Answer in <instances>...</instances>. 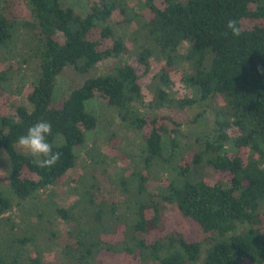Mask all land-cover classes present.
<instances>
[{"label": "trees", "instance_id": "trees-1", "mask_svg": "<svg viewBox=\"0 0 264 264\" xmlns=\"http://www.w3.org/2000/svg\"><path fill=\"white\" fill-rule=\"evenodd\" d=\"M85 1L81 14L60 0H22L24 12L16 10V0H0V64L14 60L9 48L19 42L38 59L28 106L0 115V159L8 175V184L0 183V264H103L102 251L134 257L137 264H264V74L257 71L264 67V0ZM229 20L242 28L239 37L227 29ZM106 60L116 62L52 104L63 70L85 74ZM12 68L0 69V90ZM150 73L149 107L200 108L193 122L211 111L209 136L177 139L169 124L179 122L141 115L140 79ZM95 95L139 136L142 167L116 182L119 202H96L102 188L93 170L114 159L89 149L91 164L75 179L77 199L59 207L52 198L70 180L75 151L98 123L86 108ZM41 121L51 124L47 140L60 154L49 169L17 147ZM116 139L112 134L110 147ZM201 166L220 179L206 182ZM162 178L167 185L156 194L150 182ZM162 202L194 221L203 239L191 242L167 231ZM13 210L19 224L4 216ZM57 218L70 225L64 244L52 230ZM51 246L60 255L49 263L43 253Z\"/></svg>", "mask_w": 264, "mask_h": 264}, {"label": "rangeland", "instance_id": "rangeland-1", "mask_svg": "<svg viewBox=\"0 0 264 264\" xmlns=\"http://www.w3.org/2000/svg\"><path fill=\"white\" fill-rule=\"evenodd\" d=\"M60 2L63 7H71L77 13L82 14L86 11L85 0H60ZM132 2L133 1H130V5H133ZM16 3V10L24 12L25 5L22 3V0H16ZM114 18L120 20L122 17L120 15H115ZM187 47L188 43H184L181 45L180 51L182 53L185 52ZM9 49L11 54H14V60L0 64V69H9L11 64L13 65V72L11 73L12 76L9 83L5 84L3 89L0 90L1 116L12 115L13 106H28V102L26 101L27 93L31 90L38 73V59H36L33 54L31 57L26 53L29 49L26 48L22 42L17 43L15 47L12 46ZM24 59L26 62L23 61ZM115 62V60L103 61L85 74L78 73L72 68H66L56 79L52 104L58 105L72 90L79 87L84 80L105 73L110 67L114 66ZM160 66L161 65H156L154 70L158 71ZM152 75L153 74L150 73L140 79V84L143 87L145 96V105L138 106L141 115L149 117L168 116L174 121L179 122L181 124L179 127L169 124L172 135L177 139L182 138L184 140L197 142L209 136L213 131L211 123L213 115L211 111L204 112L197 122H193V117L197 112L201 111L200 108L195 107L180 110L177 108H170L166 104H155L152 108L149 107L151 95L147 90V86L152 81ZM86 108L88 112L96 116L98 123L94 130L85 133L84 145L75 151L77 160L75 168L69 173L70 180L62 183L59 188H57V195L52 198L59 207L68 208L73 205L77 199L74 190L77 186V181H75V179L78 180V178L85 175L86 169L83 167L91 164L90 160H87L86 157V152L89 149L93 150L92 152L95 156L105 154L109 156L110 159H114L109 166L103 167L102 164H97L95 170H93L102 188V190L99 191V195H95L94 200L96 202L100 200L110 203L119 202L122 199L121 196L113 191L116 182L128 174H131L133 171L140 170L142 167L139 149L141 140L139 136L134 131L124 126L119 119L115 117V113L109 111V109L100 102L99 96L95 95L88 101ZM112 134H115L117 139L115 142L116 145L110 147L109 141ZM95 147L97 148L95 149ZM188 155L190 156V154ZM89 169H93V167L89 166ZM198 170L203 173V178H205L204 180L206 182L214 183L220 179V174L212 171L208 167L201 166ZM111 182L114 183V185L111 184ZM0 183L3 186L8 184V175L4 169L2 159H0ZM150 185L155 189L157 194L162 190L160 187L166 186L167 184L164 183V179L162 178V182L156 180L150 182ZM162 203L165 206L164 220L167 231L174 230L180 232L191 242H200L203 239L204 235L200 227L194 221L183 217L174 206L167 205L164 202ZM4 216L9 217L8 219L14 224H19L20 222V213H18L17 210L6 213ZM69 228L70 225L60 218L53 220L52 230L57 242L63 243L62 241H67L65 233L68 232ZM105 239L107 240L110 238ZM36 253L37 251L34 250L32 255H36ZM55 255H60V248L58 246H51L49 251L47 250L43 253V258L46 262L50 263L54 262ZM98 259H100L103 264H137V259H134V257L111 254L106 251L100 252Z\"/></svg>", "mask_w": 264, "mask_h": 264}, {"label": "clouds", "instance_id": "clouds-1", "mask_svg": "<svg viewBox=\"0 0 264 264\" xmlns=\"http://www.w3.org/2000/svg\"><path fill=\"white\" fill-rule=\"evenodd\" d=\"M226 27L233 36L239 37L242 33V28L235 20H229ZM257 71L264 74V67L258 65ZM51 127L48 122H38L28 129L26 135L20 136L17 140L18 149L35 157L37 167L41 169L52 168L60 159V154L53 152V146L47 140L51 134Z\"/></svg>", "mask_w": 264, "mask_h": 264}]
</instances>
